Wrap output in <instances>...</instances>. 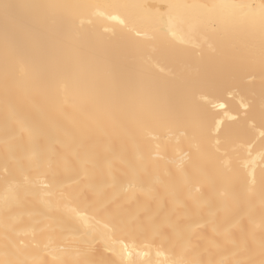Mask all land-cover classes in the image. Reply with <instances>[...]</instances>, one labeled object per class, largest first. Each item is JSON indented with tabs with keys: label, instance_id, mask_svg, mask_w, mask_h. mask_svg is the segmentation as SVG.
Instances as JSON below:
<instances>
[{
	"label": "bare ground",
	"instance_id": "bare-ground-1",
	"mask_svg": "<svg viewBox=\"0 0 264 264\" xmlns=\"http://www.w3.org/2000/svg\"><path fill=\"white\" fill-rule=\"evenodd\" d=\"M0 264H264V0H0Z\"/></svg>",
	"mask_w": 264,
	"mask_h": 264
}]
</instances>
